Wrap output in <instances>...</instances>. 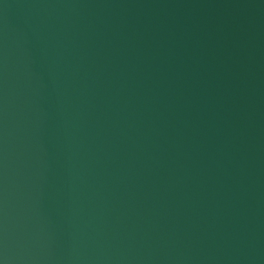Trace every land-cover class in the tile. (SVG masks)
<instances>
[{
    "label": "water",
    "instance_id": "obj_1",
    "mask_svg": "<svg viewBox=\"0 0 264 264\" xmlns=\"http://www.w3.org/2000/svg\"><path fill=\"white\" fill-rule=\"evenodd\" d=\"M0 264H264V0H0Z\"/></svg>",
    "mask_w": 264,
    "mask_h": 264
}]
</instances>
